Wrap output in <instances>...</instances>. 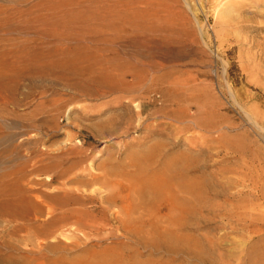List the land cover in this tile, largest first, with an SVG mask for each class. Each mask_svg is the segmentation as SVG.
Instances as JSON below:
<instances>
[{
	"label": "rangeland",
	"instance_id": "374dc122",
	"mask_svg": "<svg viewBox=\"0 0 264 264\" xmlns=\"http://www.w3.org/2000/svg\"><path fill=\"white\" fill-rule=\"evenodd\" d=\"M12 1L0 0V6ZM125 1L137 7L138 20L121 32L111 50L98 54L117 67L146 68L143 75L160 77L142 90L97 87L93 75L99 70L87 68L93 64L90 59L77 60V46L83 42L38 39L15 33L10 26L0 29V51L8 52L0 57V96L5 98L0 102V193L21 194L33 204L42 224L49 221L52 210L43 191L79 187L98 198L105 194L103 180L108 178L118 181L126 194L131 183L152 181L156 171L158 176L170 175L167 163L191 164L178 173L198 188L199 211L190 215L191 224L187 221L182 232L197 237L208 262L199 256L178 259L185 258L184 264H255L258 256H264V238L232 234L224 214L249 209L250 192L264 193V0ZM24 39L27 57L18 51ZM64 47L72 52H62ZM55 48L60 50L50 55ZM173 80L177 85L169 90ZM172 96L178 100L172 101ZM183 111L196 117L198 124L182 118ZM205 115L211 116L209 121ZM65 151L71 152L61 165L73 163V168L60 180L49 168V159ZM92 176L102 179L93 181ZM73 178L80 183L71 182ZM237 191L247 200H239ZM120 204L113 208L119 216ZM30 218L33 223L35 218ZM3 224L0 264H69L57 259L61 248L51 251L53 240L43 235L46 224L32 225L34 231L23 224L15 235L4 232ZM117 225L109 221L97 233L76 232L75 240L86 253L73 248L68 254L86 264L93 259L90 253L116 249L125 242L109 235ZM35 233L38 248L23 239L31 235L32 239ZM218 240L209 247V241ZM243 240L248 244L246 256L240 251ZM105 257L96 259L109 262Z\"/></svg>",
	"mask_w": 264,
	"mask_h": 264
},
{
	"label": "bare ground",
	"instance_id": "6f19581e",
	"mask_svg": "<svg viewBox=\"0 0 264 264\" xmlns=\"http://www.w3.org/2000/svg\"><path fill=\"white\" fill-rule=\"evenodd\" d=\"M138 13L137 7L131 1L129 3L125 0H14L10 5L0 6V29L10 26L12 27L11 30L15 33L25 36L34 34L38 36V39L40 37L47 38L52 36L56 40L60 39V41L67 43L70 41L83 42V44L78 43L80 45L77 46V50L83 51H78L77 60L90 59L93 64L87 68L99 70L95 72L97 74L96 77L93 75L97 87L107 89L108 91L129 90L131 92L143 88L144 85L150 84L151 86L159 82L160 77L143 75L142 71H145L146 68H128L127 65H123L122 68L117 67L113 65L112 59L105 58L98 53L104 50H111V47L123 35L121 32L124 33L129 28L128 26L136 23ZM27 41V39H24L21 47L18 49L21 52L20 54L23 55L19 54L21 57H27L25 55L29 54ZM98 43L106 44V46L102 48L98 47L96 46ZM58 50L60 49L55 48L49 54L55 56ZM61 51L67 55L72 52L67 47L61 48ZM61 51H59L60 54ZM6 52L4 50L0 51L1 59L6 57ZM67 55L64 54V56ZM26 59L24 58V60ZM89 65L88 63L87 66ZM6 66L4 65L5 68H7ZM175 85H177L176 80L170 81L167 88L174 90ZM173 96L172 101L178 100ZM3 98L4 96H0V102L5 101V98ZM135 108L140 113V105L136 104ZM201 112L204 111L201 110ZM181 117L185 118L188 123L198 124L196 117L184 111ZM203 117L206 118V121H209L211 118L209 115ZM70 152L65 151L49 159V168L53 171L55 170L60 180L61 178H65L73 168V163L68 167L61 165L64 159L68 160L66 155ZM152 160L153 158H149L147 161L152 163ZM154 162L156 163V161ZM177 164H166V172L172 175L164 173L165 176H158L157 171H152L154 172V179L152 181L131 183L127 188L126 194H123L124 190L118 181H112L108 178L103 180L106 183V192L98 198L88 193L85 194L79 187L75 190L65 188L56 192L43 191L41 193L42 197L47 202V207L49 206L52 210L48 212L49 221L44 220L45 222L42 224L35 218V216L37 217V212L32 209L33 204L19 196L21 194H18V196L13 195L14 192L12 193L11 190V194L8 191V193H0L2 196V200L0 201V222L4 223L1 225V228L5 227L4 232L15 235L21 231L23 224L31 230H33L32 225H36L35 228H37L38 225L46 224L43 229V235L53 240L49 245L51 251L61 248L57 259L69 262V264H85L82 259L70 257V254H68L73 248H78L81 252L86 253L85 249L79 247V239L75 240V235H77L75 233L79 232L82 235H87L86 231L97 233L101 229L103 230L102 225L104 223L108 224L109 221H115L118 225L114 230H110L109 235L115 240L124 238L125 242L118 243L119 246L113 249L116 250L115 252L111 250L109 252L90 253L91 255L88 256L93 259L86 264H184L182 261L185 258H191V256L195 259H197L195 256H199L202 260L205 257L204 260L206 261L207 252L204 251V246H202L204 247L203 249L199 245L200 243L196 240L197 237L194 238L182 232L186 228L188 218H191L190 215L199 211L196 203L199 191L194 184H191L192 181L185 180L183 175L179 176L181 173H178L182 169L184 171L189 169L191 164ZM91 178H93V181L102 179L101 176H92ZM177 178L181 179L177 180ZM70 181L77 184L80 183L79 179L73 178ZM49 183H52L51 180ZM63 183L66 185L64 181ZM193 183L196 182L193 180ZM176 191L177 193L182 192V195H178ZM236 193L239 200H247L244 198L247 195L244 196L239 191ZM262 194L264 193H258L255 190L252 193L250 192L248 196L250 198L247 202L251 207L247 210L241 211L236 209L230 213L225 212L224 216L228 222L230 221L229 228L232 234L243 232L245 237H247L245 239H249L253 235L264 238V209H261L264 206V195ZM118 202L121 203L119 205L121 216L118 215L119 210L113 211V208L118 206ZM30 217L32 219L33 217L35 218L33 223L30 222ZM188 222L191 224L190 221ZM30 237H27L28 239L23 237V239L36 246V248L41 247L36 233L32 239ZM259 240L262 241L261 238ZM246 241L243 240L240 244V251L244 253V256H246L245 251L248 245ZM217 242L219 240L209 241L208 245L212 248L217 245ZM144 253L148 256L146 258L142 257V259L141 256ZM159 254V258L152 257V255L156 256ZM100 255L107 256L105 260L109 262L97 260L96 256ZM180 257L185 258H182L181 261L178 259ZM218 257L223 260L222 254L219 253ZM255 264H264V256H258Z\"/></svg>",
	"mask_w": 264,
	"mask_h": 264
}]
</instances>
